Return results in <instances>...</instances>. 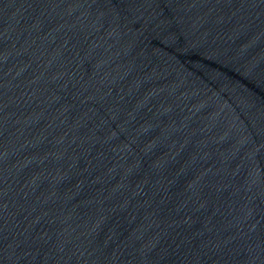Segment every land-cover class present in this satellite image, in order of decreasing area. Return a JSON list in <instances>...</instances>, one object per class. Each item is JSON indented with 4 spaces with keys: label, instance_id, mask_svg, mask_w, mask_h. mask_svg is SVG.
<instances>
[{
    "label": "water",
    "instance_id": "95a60500",
    "mask_svg": "<svg viewBox=\"0 0 264 264\" xmlns=\"http://www.w3.org/2000/svg\"><path fill=\"white\" fill-rule=\"evenodd\" d=\"M0 264H264V0H0Z\"/></svg>",
    "mask_w": 264,
    "mask_h": 264
}]
</instances>
